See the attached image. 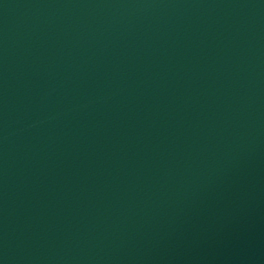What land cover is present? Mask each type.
<instances>
[{"label":"water","instance_id":"1","mask_svg":"<svg viewBox=\"0 0 264 264\" xmlns=\"http://www.w3.org/2000/svg\"><path fill=\"white\" fill-rule=\"evenodd\" d=\"M0 264H264V0H0Z\"/></svg>","mask_w":264,"mask_h":264}]
</instances>
